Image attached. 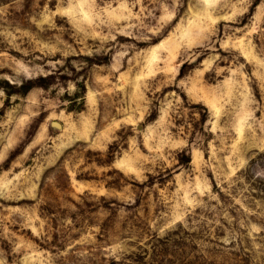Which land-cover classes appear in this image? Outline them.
<instances>
[{
	"label": "rangeland",
	"instance_id": "rangeland-1",
	"mask_svg": "<svg viewBox=\"0 0 264 264\" xmlns=\"http://www.w3.org/2000/svg\"><path fill=\"white\" fill-rule=\"evenodd\" d=\"M0 264H264V0H0Z\"/></svg>",
	"mask_w": 264,
	"mask_h": 264
},
{
	"label": "water",
	"instance_id": "water-1",
	"mask_svg": "<svg viewBox=\"0 0 264 264\" xmlns=\"http://www.w3.org/2000/svg\"><path fill=\"white\" fill-rule=\"evenodd\" d=\"M54 125L57 126V127H60L61 126V124L58 123V122H54Z\"/></svg>",
	"mask_w": 264,
	"mask_h": 264
}]
</instances>
